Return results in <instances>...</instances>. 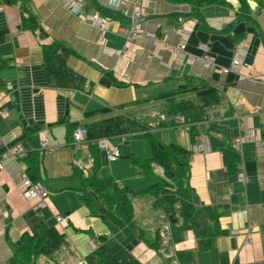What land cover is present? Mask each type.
Segmentation results:
<instances>
[{"label":"crops","instance_id":"obj_1","mask_svg":"<svg viewBox=\"0 0 264 264\" xmlns=\"http://www.w3.org/2000/svg\"><path fill=\"white\" fill-rule=\"evenodd\" d=\"M227 2L202 7L199 22L183 15L190 11L188 4L165 0H30L27 7L0 0V59L8 64L0 69V157L36 125L58 147L53 152L42 150L40 156L37 183L49 191L43 200L27 199L20 191L21 178H29L22 153L2 159L0 264H14L11 245L41 226L66 235L69 244L62 247L59 264H86L100 236L117 241L140 264H264V0L248 1L249 21L235 20L238 0ZM137 10L143 12L138 26L146 35L128 41L118 31L129 26ZM96 12L106 19L102 31L88 20ZM22 15L35 18L38 29L23 27ZM52 42L69 48L66 65L85 80L82 89L47 85L42 48ZM238 55V69L223 72ZM187 76L216 88L220 102L203 116L186 111L167 117V100L156 97L175 90ZM187 98L194 100L195 95L173 96ZM144 104L150 105V112L164 114L165 127L150 128V112L142 115L144 110H135ZM100 108L111 111L84 119V112ZM111 116L129 117L146 126L159 143L175 142L189 151V177L175 180L174 188L189 186L194 206L218 213L216 226L208 230L209 247L200 249L191 229L174 230V236L180 237L175 241L170 240L169 230L166 241L155 245V236L169 219L148 194L132 195L130 221L117 213L111 203L115 186L143 190L155 183L162 169L154 165L153 173H138L129 154L145 159L151 150L144 146L138 153L135 137H110L118 139L111 143L118 146L120 158L128 160L120 166V158L109 162L95 142L74 143L66 137L70 126ZM238 137H243L240 143ZM226 150L238 157L236 164L229 158L231 166H227L222 154ZM73 160L85 166L88 176ZM119 167L130 174L114 178ZM94 174L113 179L102 195L86 182ZM82 192L90 206L80 198ZM57 215L63 217L60 222ZM176 223L177 229L179 218ZM45 263L41 258L40 264Z\"/></svg>","mask_w":264,"mask_h":264},{"label":"trees","instance_id":"obj_2","mask_svg":"<svg viewBox=\"0 0 264 264\" xmlns=\"http://www.w3.org/2000/svg\"><path fill=\"white\" fill-rule=\"evenodd\" d=\"M10 3L20 2L28 6L30 0H6ZM173 4H188L190 11L183 14L185 17L194 18L202 21L201 9L209 5H227V0H165ZM249 0H238L239 8L236 15V21H249L251 10L248 4ZM21 24L30 30L38 29V23L31 15L21 16ZM41 32V29L38 30ZM43 68L46 73L47 85L52 88H73L82 89L85 80L72 71L66 65L67 56L70 53L62 42H52L43 46ZM8 67L6 60L0 59V69ZM120 85L124 83L119 82ZM191 92L195 99H173L174 95ZM157 99L165 98L166 116H176L193 111L199 115L208 114L212 105H218L221 95L218 90L203 80L194 77H184V83L177 86L173 91L161 94ZM108 108H100L93 111L84 112V119L101 113L110 112ZM59 123L48 124L47 127ZM82 126L86 130V139L88 142H95L100 137H118L127 134H142L149 143L151 155L145 159H137L133 154H129L130 159L138 167V173H153L154 165L162 169V174L156 176V181L143 190L129 191L126 186L116 187V198L111 201L115 204L117 213L125 220L130 221L134 216L131 204L132 195L145 193L154 199V204L163 214L168 217L170 225V240L175 241L179 238L174 236V230L182 232L191 229L197 239L200 249H206L211 244L212 236H208V230L216 226L218 213L212 211L211 207L197 208L191 202V189L189 186L174 188V181L177 179H187L189 177L188 156L189 151L183 147L171 143L164 145L159 143L151 133L147 132V127L138 124L129 117L111 116L100 121L88 123L80 122L75 126H70L66 130L67 138H71L72 131L75 127ZM41 131L40 126L29 127L16 138L11 145L20 144L22 148L23 160L26 165L27 175L32 182L37 183L40 174V156L42 151L38 149V138ZM224 161L227 166L229 158L234 163L238 162V157L222 151ZM234 166V165H232ZM88 186L92 187L97 194L102 195L105 189L113 185V179L109 175H95L86 180ZM38 184V183H37ZM84 192L80 198L87 205H91L89 198L85 197ZM179 218L181 224L175 228L176 221ZM157 234V233H156ZM155 242L159 245L162 243L160 235L155 236ZM66 239L64 233L59 232L54 227L41 226L34 234L25 232L21 235L18 244H12L11 249L14 257V264H40V259L45 258V264H59V257L63 246L66 248ZM98 247L86 257V264H140L132 255L128 253L117 241L106 236L98 237Z\"/></svg>","mask_w":264,"mask_h":264},{"label":"built area","instance_id":"obj_3","mask_svg":"<svg viewBox=\"0 0 264 264\" xmlns=\"http://www.w3.org/2000/svg\"><path fill=\"white\" fill-rule=\"evenodd\" d=\"M115 5H118V2H115ZM68 7L72 9L74 7V4L71 3L68 5ZM142 15H143V12L141 10L135 11L131 15L129 26L119 28L118 32L121 33L126 38V40L129 41L132 39L141 38L142 36L146 35L142 30L139 29V26H138L139 19L142 17ZM88 20L90 21L91 24L97 26L100 31H102L103 28L105 27L106 19H104L97 12L95 14L90 15L88 17ZM158 41L159 40L156 37H152L153 43H158ZM183 48H184V45L181 44L179 49H183ZM176 51H178V49ZM240 59H241L240 55L235 56L232 60L230 68H224L222 69V71L228 72L229 70H232V69L237 70L238 67L240 66V62H241ZM148 115H150L153 118V121L150 123V127H158L162 125V123L166 120V117L160 110L150 112ZM210 121H211V118H209L208 122ZM72 136H73L74 142L84 141L86 140V130L80 126L76 127L73 130ZM242 139L243 137H238L236 138V142L240 143ZM96 144H97V147L105 153L108 161L113 162L119 158L120 152H119L118 147L110 143L107 138L97 139ZM38 147L40 150H43L45 152H53L58 149L57 146L50 144L48 142L47 137L44 136V134L42 133L39 134ZM20 153H22V148L19 144H15L11 148H8L5 152L1 154L0 169H2V159L3 158L9 157V156H15ZM73 165H75L77 168L82 170L84 175H88V170L85 168V166H83V164L79 163L77 160H74ZM240 180L244 181L242 177H240ZM19 186H20V191L22 195L27 199L38 198L40 200H43L49 194V191L46 187L32 182L31 179L28 178L27 176H23L21 178ZM61 220H62V216L57 215L56 222H60ZM160 231H161L160 238L163 242H165L167 238V233L169 232V225H164L160 229Z\"/></svg>","mask_w":264,"mask_h":264},{"label":"rangeland","instance_id":"obj_4","mask_svg":"<svg viewBox=\"0 0 264 264\" xmlns=\"http://www.w3.org/2000/svg\"><path fill=\"white\" fill-rule=\"evenodd\" d=\"M152 106H158V103H155V102H152V103H150ZM159 107V106H158ZM149 108H151L150 107V105H146V104H144V105H142V106H138V107H136V111H138V110H144L143 112H140V114H148L149 112H150V110L152 109H149ZM145 109H148V110H145ZM110 115H113V113L112 114H110ZM150 120H153L151 117H150ZM160 128H162V127H158V128H156V130H158V129H160ZM155 130V131H156ZM137 135H135V134H127L126 135V137L127 138H129V137H135V142H134V146L136 147V149H137V151H138V153H141L142 151H143V149H144V146H145V148H146V146H149V143H148V140L145 138V137H142V135H139V136H137ZM136 139H137V141H136ZM113 143H117L118 142V139H112L111 140ZM168 143H170V142H168ZM173 143H175V142H173ZM120 148L122 149V146H120ZM124 155H126V154H124ZM149 155H150V152H149ZM124 161H126V162H128V160H125V159H119L118 160V165L120 166V163L121 162H124ZM73 162H74V160H73ZM133 165H130V168H132L133 169ZM120 168H122V167H119L118 169H115V174H113V177L114 178H117V177H123L124 175L127 177L129 174H130V170H128V169H126V168H122V169H120ZM108 171H109V168H108ZM123 181H127V180H125V178H123Z\"/></svg>","mask_w":264,"mask_h":264},{"label":"clouds","instance_id":"obj_5","mask_svg":"<svg viewBox=\"0 0 264 264\" xmlns=\"http://www.w3.org/2000/svg\"><path fill=\"white\" fill-rule=\"evenodd\" d=\"M165 126H166V125H165ZM165 126H164V127H165ZM150 128H151V127H150ZM112 144H113V143H112ZM114 145H116V144H114ZM116 146H117V145H116ZM117 147H118V146H117ZM118 149H119V148H118ZM119 152H120V151H119ZM169 230H170V225H169ZM159 235H160V234H159ZM167 235H168V233H167Z\"/></svg>","mask_w":264,"mask_h":264},{"label":"water","instance_id":"obj_6","mask_svg":"<svg viewBox=\"0 0 264 264\" xmlns=\"http://www.w3.org/2000/svg\"><path fill=\"white\" fill-rule=\"evenodd\" d=\"M125 158H127V156H125Z\"/></svg>","mask_w":264,"mask_h":264}]
</instances>
